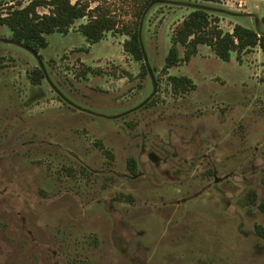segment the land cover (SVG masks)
Listing matches in <instances>:
<instances>
[{
  "label": "rangeland",
  "instance_id": "374dc122",
  "mask_svg": "<svg viewBox=\"0 0 264 264\" xmlns=\"http://www.w3.org/2000/svg\"><path fill=\"white\" fill-rule=\"evenodd\" d=\"M79 1L117 28L137 11V0ZM199 6L223 30L264 32V0L152 4L140 77L126 36L88 44L75 29L86 18L37 53L0 26V264H264L263 54L225 62L199 46L161 71L172 30ZM169 75L193 87L174 91Z\"/></svg>",
  "mask_w": 264,
  "mask_h": 264
},
{
  "label": "trees",
  "instance_id": "16d2710c",
  "mask_svg": "<svg viewBox=\"0 0 264 264\" xmlns=\"http://www.w3.org/2000/svg\"><path fill=\"white\" fill-rule=\"evenodd\" d=\"M163 1L165 0H137L135 19L130 24L123 23L117 28L118 22L111 14L103 11L100 6L89 8L87 3L79 0H0V26L8 29L11 41L37 53L47 46L48 34H67L78 20L86 18L85 22H80L75 27L85 41L94 44L109 31L124 34L126 38L122 42L123 50L139 62L138 74L143 77L147 74V65L141 43L140 22L150 5ZM41 7L45 11L40 12L38 8ZM260 21L264 23V14ZM218 22V18L212 16L204 6L190 10L172 30L161 71L167 73L174 66L188 63L198 53L199 46L210 48L217 58L225 62L232 56L239 60L241 53L256 47L264 56V32H258L240 23H235L230 31L223 30ZM167 77L174 91H185L188 87H193L191 78L185 75ZM43 78L44 74L40 68L30 71L29 79L32 84H40ZM98 145L103 154L112 157L110 150L101 145L100 141ZM126 165L128 170L135 174L136 161L133 157L127 158ZM248 194V201H251L254 191ZM256 228L258 233L264 232V228Z\"/></svg>",
  "mask_w": 264,
  "mask_h": 264
},
{
  "label": "flooded vegetation",
  "instance_id": "af4514ba",
  "mask_svg": "<svg viewBox=\"0 0 264 264\" xmlns=\"http://www.w3.org/2000/svg\"><path fill=\"white\" fill-rule=\"evenodd\" d=\"M152 157H153V155H151ZM135 159V158H134ZM136 161V160H135ZM126 167H127V165H126ZM130 172V171H129ZM131 173V172H130ZM137 173V165H136V172H135V174ZM132 174V173H131ZM135 174H133V175H135ZM259 234H261V233H259Z\"/></svg>",
  "mask_w": 264,
  "mask_h": 264
}]
</instances>
